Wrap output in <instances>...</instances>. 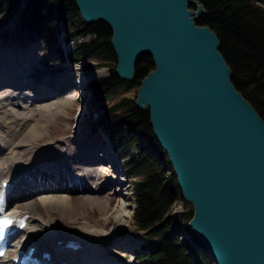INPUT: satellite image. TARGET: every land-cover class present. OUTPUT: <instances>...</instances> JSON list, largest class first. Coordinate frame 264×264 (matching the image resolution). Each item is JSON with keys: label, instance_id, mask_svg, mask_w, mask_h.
I'll list each match as a JSON object with an SVG mask.
<instances>
[{"label": "water", "instance_id": "water-1", "mask_svg": "<svg viewBox=\"0 0 264 264\" xmlns=\"http://www.w3.org/2000/svg\"><path fill=\"white\" fill-rule=\"evenodd\" d=\"M110 29L114 72L150 56L134 104L148 111L199 249L214 264H264V121L237 91L198 0H74Z\"/></svg>", "mask_w": 264, "mask_h": 264}, {"label": "trees", "instance_id": "trees-1", "mask_svg": "<svg viewBox=\"0 0 264 264\" xmlns=\"http://www.w3.org/2000/svg\"><path fill=\"white\" fill-rule=\"evenodd\" d=\"M198 1L205 14L196 23L207 25L216 34L233 85L264 121V0ZM11 21L17 23L14 36L25 33L43 40L49 48L57 44L60 30L67 40L93 37L89 44L79 42L67 53L56 48L60 60H89L85 70L109 69L106 77L87 81L88 101L98 112L96 125L106 131L121 156L124 174L131 178L133 224L145 238L133 254L135 264H213L210 257L180 239L181 232H188L190 241H196L188 225L191 204L181 199L167 155L152 135L148 111L140 110L134 104L135 94L130 95L153 68L150 56L135 62L130 80L119 79L114 72L109 27L101 21H83L74 0H0V35L7 37L5 26ZM178 198L190 209L170 215Z\"/></svg>", "mask_w": 264, "mask_h": 264}, {"label": "bare ground", "instance_id": "bare-ground-1", "mask_svg": "<svg viewBox=\"0 0 264 264\" xmlns=\"http://www.w3.org/2000/svg\"><path fill=\"white\" fill-rule=\"evenodd\" d=\"M25 54L14 48H0V190L4 181L11 184L5 190L0 213H6L14 220L26 216L25 229L34 223L31 230L35 229L36 233H29L24 240L19 239L17 245L24 248L30 244L38 253L47 252L49 258L45 264H120L112 255L116 246L119 248L124 242L116 238L108 249V243L105 246L104 242L96 244L88 237L92 234L88 233V228L82 225L76 227L71 222H68L71 226L64 225L66 220L71 219L67 209L75 201L81 202L80 206L96 208L99 212L112 215L108 186L103 183L104 179L108 180V174L100 166L104 157L112 159L111 153L100 139L97 141L87 133L63 139L53 131L52 140L47 141V126H51L66 106V92L77 94L80 85L76 86L72 76L67 77L63 72V75H57V79L48 73L40 76L42 78L31 76L39 60L34 56L29 61L31 54ZM5 59H8L9 64ZM64 62L58 64L65 66ZM97 70L100 69L92 70L90 75H99L96 74ZM73 141H80L79 145L74 146ZM97 148L106 149L105 155H97L94 152ZM66 161L70 162L69 169L63 167ZM84 195L85 199H78ZM38 207L42 211H38ZM125 210L122 207L115 211V215H125ZM38 222H41L40 225ZM73 231L84 232L88 236H68ZM66 240L78 242V248H63L62 244ZM58 241L61 244H57ZM1 264H10V259H5Z\"/></svg>", "mask_w": 264, "mask_h": 264}, {"label": "rangeland", "instance_id": "rangeland-1", "mask_svg": "<svg viewBox=\"0 0 264 264\" xmlns=\"http://www.w3.org/2000/svg\"><path fill=\"white\" fill-rule=\"evenodd\" d=\"M16 27L17 23L16 21H11L5 26V31L7 32V37H4V35H0V48L3 50H11L12 48L16 49V51L21 53H26L27 55L30 53L31 56L29 57V61L33 60L34 56H37L39 60L38 67H34L32 69L31 76H35L37 78H42L45 76L44 74H49L52 76V78L57 79L59 78L57 75H66L67 77L79 76V78H84V80L99 78V77H106L109 73L108 67H99L95 69H100L96 71V74H99L97 76H91L89 70H84L85 63L88 64L90 61L86 60L79 63H69L64 62L66 67L64 65L58 64V50L56 46H59L60 49L63 51L62 44L59 42L61 37L59 32V37L57 36V44L53 46L52 48H49L44 41L38 38H29L25 33H19L16 34ZM91 35H85L80 36L76 38L75 40L71 41L69 43L68 47H72L75 44L79 42H85L87 44L90 43L92 40ZM35 41V42H34ZM36 41H38L36 43ZM10 48V49H9ZM64 52V51H63ZM25 54V55H26ZM24 59L28 60L26 56H24ZM6 63L9 64L8 59H5ZM92 63V62H91ZM64 68V69H63ZM83 69V70H82ZM28 72V70H27ZM59 72V73H57ZM63 72V74H62ZM84 72V73H83ZM26 73V72H25ZM42 76V77H40ZM50 77L45 79L47 81ZM76 90L75 88H73ZM136 90H132L130 92V95L135 94ZM70 96L68 97L67 96ZM62 95V94H59ZM68 100L66 106L61 110L59 115L53 120V123L51 126H47V130L49 131V136L47 138V141L52 140L53 131L56 135H58L60 138H67L68 136L75 137L79 134H89L97 139V141H100L104 143V146H106V149L108 151H111V157L113 163H116V172L113 171V168L109 163L106 161L103 166V171L108 174V180L106 181L104 178L103 183L107 184L108 189V199L110 200L109 209H111L112 215L108 214L107 212H99L96 208H91L87 206H80L79 201H75L74 204L72 203L70 206V209H67L69 211V214L71 215L70 220H66L64 225H68V222H71L75 224L76 227L78 226H84L88 228V233L91 235H85L84 232L80 231H73V233H69L68 236H76L83 238L85 235L88 236L91 240L94 242L102 243L104 242L103 246L107 245L108 243V249H110V246H112V242L116 240H121L124 242L123 245H120L119 248L116 246L112 255L113 259L115 258L118 260L120 264H135L133 254L135 250L139 247V245L144 242L145 238L142 235L141 232L135 229L132 219V212H133V202H132V194H131V178L127 177L124 172L122 173L120 170V167L122 165V160L120 154H116L111 150V143L106 140L107 134L103 127L97 126L95 121L97 117V111L93 110L91 107L89 101H88V93H85L84 98H81L80 96L74 94V93H67L65 95ZM53 126V127H52ZM52 127V128H51ZM79 127L82 129L80 130ZM54 128V130H53ZM78 128V129H76ZM25 130V129H24ZM88 130V131H86ZM69 138V137H68ZM100 139V140H99ZM80 142V141H79ZM79 142L73 141L74 146L79 145ZM64 144V143H63ZM132 149V151H134ZM119 164V165H118ZM68 165H70L69 161H66L63 165L64 168L69 169ZM106 168V169H105ZM43 173V172H42ZM45 173V172H44ZM41 174V173H40ZM119 181V182H118ZM114 191V192H112ZM116 191V192H115ZM84 195L81 198L78 199H85ZM89 198L93 197L92 195H88ZM112 196V197H111ZM94 198V197H93ZM132 204V206H127ZM125 210V215H120V217H117L115 215V211L118 209ZM78 211H75V210ZM190 208L188 205H185L183 202L181 203L179 200H177L175 203H173L170 215H175L181 213L182 211H188ZM38 211L39 210L38 207ZM114 211V212H113ZM54 212V211H53ZM78 212V213H77ZM73 213V214H72ZM101 213V214H100ZM184 213V212H183ZM181 213V214H183ZM58 214V212H57ZM64 215V212H63ZM68 215V213H67ZM75 216V217H74ZM33 223V222H32ZM41 222H38L37 224L40 225ZM34 224V223H33ZM31 224V226L33 225ZM180 225H183V221H179ZM49 225V224H48ZM30 228L24 230L22 233L18 232L15 236V241L17 242L19 239H25V237L28 236V234H32L33 232L36 233V230H31ZM50 228V225L48 226ZM64 228H67L66 226H63ZM61 228V225H60ZM68 229V228H67ZM92 230V231H91ZM44 230H42L43 232ZM97 231V233H96ZM91 232V233H90ZM44 233V232H43ZM84 236V237H85ZM185 238L187 237L184 236ZM33 238V237H32ZM34 239V238H33ZM38 241L37 239H34V241Z\"/></svg>", "mask_w": 264, "mask_h": 264}, {"label": "snow or ice", "instance_id": "snow-or-ice-1", "mask_svg": "<svg viewBox=\"0 0 264 264\" xmlns=\"http://www.w3.org/2000/svg\"><path fill=\"white\" fill-rule=\"evenodd\" d=\"M3 223L8 224V223H11V221L5 219V220L3 221ZM23 226H24L23 221H21V222H20V227H23Z\"/></svg>", "mask_w": 264, "mask_h": 264}]
</instances>
